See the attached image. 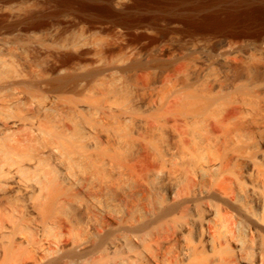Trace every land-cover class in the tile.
<instances>
[{
  "label": "bare ground",
  "instance_id": "1",
  "mask_svg": "<svg viewBox=\"0 0 264 264\" xmlns=\"http://www.w3.org/2000/svg\"><path fill=\"white\" fill-rule=\"evenodd\" d=\"M9 2L0 0V214L4 199L22 200L9 209L31 219L36 246L70 249L39 264L118 249L117 232L129 249L134 239L150 249L147 264H264V40H228L231 72L203 78L196 66L158 119H140L133 91L103 76L112 62L55 60L57 44L20 39L35 26ZM83 81L94 92L77 97ZM71 202L95 230L60 216Z\"/></svg>",
  "mask_w": 264,
  "mask_h": 264
},
{
  "label": "rangeland",
  "instance_id": "2",
  "mask_svg": "<svg viewBox=\"0 0 264 264\" xmlns=\"http://www.w3.org/2000/svg\"><path fill=\"white\" fill-rule=\"evenodd\" d=\"M9 6L20 10L35 26L26 35L21 34L20 39L30 35L35 45L40 41L57 44L61 48L54 51V55L59 56L55 60L70 53L91 64L94 59L92 67L99 64L97 61L112 62L103 76L115 77L119 86H128L133 91L139 107L136 118L140 119H158L154 113L165 110L179 99L176 89L181 86L180 81L185 76L194 80L197 67L203 78L213 72L223 75L231 72L236 61L231 63L233 54L225 46L228 40H264V0H11ZM81 27L84 32L79 34ZM73 41H77L80 50L62 47ZM97 44L105 50V57L95 54ZM32 56L34 59L43 57L40 53ZM123 66L126 68L120 70ZM33 67L34 70L40 68L37 60ZM260 68L264 69L262 65ZM57 73H51L50 77ZM84 84L81 82L83 86L76 89L77 97H88L94 92L92 84ZM57 95L70 93H51L53 99ZM65 103L59 102L62 106ZM104 105V111H109L108 107H118L109 102ZM98 115V111L95 116L104 114ZM22 202L3 200L0 222L5 228L0 236V264H39L47 259L45 253L56 258L70 250L39 249L31 219H19L9 209ZM60 216L70 218L80 230H95L93 219L76 202L67 204ZM52 234L50 240H53ZM187 234L185 236L189 237ZM116 236L118 249H97L92 255L74 261L75 264H90L91 257L103 255H108L109 260L99 264H119L123 260L131 264L134 258H138L137 263L147 264L150 249H145V244L134 239L136 247L129 249L124 235L117 232ZM178 248L179 244L170 250L175 253L180 250Z\"/></svg>",
  "mask_w": 264,
  "mask_h": 264
}]
</instances>
